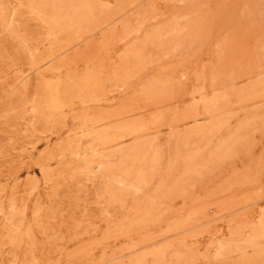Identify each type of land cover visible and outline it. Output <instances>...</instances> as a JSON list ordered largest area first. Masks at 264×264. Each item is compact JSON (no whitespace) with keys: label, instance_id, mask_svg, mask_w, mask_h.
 Instances as JSON below:
<instances>
[{"label":"rangeland","instance_id":"374dc122","mask_svg":"<svg viewBox=\"0 0 264 264\" xmlns=\"http://www.w3.org/2000/svg\"><path fill=\"white\" fill-rule=\"evenodd\" d=\"M75 1L0 0V264H264V0Z\"/></svg>","mask_w":264,"mask_h":264},{"label":"bare ground","instance_id":"6f19581e","mask_svg":"<svg viewBox=\"0 0 264 264\" xmlns=\"http://www.w3.org/2000/svg\"><path fill=\"white\" fill-rule=\"evenodd\" d=\"M76 1H78V0H76ZM75 1V2H76ZM88 1V0H87ZM82 2H84L83 0H82ZM85 3H86V1H85ZM89 4V3H88ZM79 5H80V3H79ZM89 5H91V3L89 4ZM80 8H81V6H79ZM84 7V6H83ZM86 7V6H85ZM78 9V8H77ZM77 11V10H76ZM81 11V10H80ZM75 13V12H74ZM89 13V12H88ZM93 17V16H92ZM82 18V17H81ZM81 21V20H80ZM73 23V22H72ZM79 23V22H78ZM105 23V22H104ZM56 26V25H55ZM76 26H77V24H76ZM176 28V27H175ZM79 29V28H78ZM86 29V28H85ZM171 29H173L172 27H171ZM176 30H177V28H176ZM172 32H170V34L171 33H173V31L174 30H171ZM159 32V31H158ZM158 32H157V34H158ZM49 36V35H48ZM174 43V42H173ZM108 132V131H107ZM118 178V177H117ZM142 179V178H141ZM123 184V183H122ZM262 216V215H261ZM239 225V224H238ZM261 226V225H260ZM9 228V227H8ZM260 230V229H259ZM262 238V237H261ZM257 239V238H256ZM222 246V245H221ZM190 263V262H189Z\"/></svg>","mask_w":264,"mask_h":264}]
</instances>
